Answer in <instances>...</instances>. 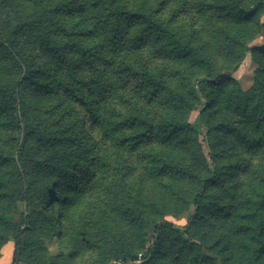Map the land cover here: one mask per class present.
Instances as JSON below:
<instances>
[{"label": "trees", "instance_id": "obj_1", "mask_svg": "<svg viewBox=\"0 0 264 264\" xmlns=\"http://www.w3.org/2000/svg\"><path fill=\"white\" fill-rule=\"evenodd\" d=\"M79 217L93 264H264V0H0V252Z\"/></svg>", "mask_w": 264, "mask_h": 264}, {"label": "rangeland", "instance_id": "obj_2", "mask_svg": "<svg viewBox=\"0 0 264 264\" xmlns=\"http://www.w3.org/2000/svg\"><path fill=\"white\" fill-rule=\"evenodd\" d=\"M254 66L246 60L240 69L235 74V78L239 81L241 88L243 91H247L252 87L253 80H254ZM107 177H105L106 179ZM109 178L106 180L108 181ZM18 205V208L22 211H25L27 215H31L32 212L35 213V215H48L49 217L54 218L55 212L58 210L57 206H53V210L50 212L48 203H44L43 200L38 201V198H33L31 200H28L26 203L22 202L19 206V203H16V206ZM18 218V214H17ZM80 218V217H79ZM74 218H65L63 219V227L66 230H70L73 236L67 240L66 242L60 238V236H54L51 239L40 237L39 241L43 243L44 249L46 252V255L49 257H62L63 259H68V256L74 252L78 251V255L75 256V260L72 262L69 261V264H93L94 263V255L85 253L81 247L78 246V241L74 237V230L75 227L80 226V221L83 222V218L80 219ZM184 215L181 216L179 219H175L172 217H169L168 220H170L172 223H174L177 226L184 225ZM55 223V221H52ZM15 248L16 244L14 241L10 240L7 244H5L0 252V264H28L26 262L20 261L17 258H15ZM140 264V263H135Z\"/></svg>", "mask_w": 264, "mask_h": 264}]
</instances>
